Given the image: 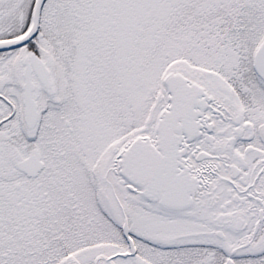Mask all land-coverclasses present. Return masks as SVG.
<instances>
[{
    "label": "snow or ice",
    "instance_id": "snow-or-ice-1",
    "mask_svg": "<svg viewBox=\"0 0 264 264\" xmlns=\"http://www.w3.org/2000/svg\"><path fill=\"white\" fill-rule=\"evenodd\" d=\"M0 264H264V0H0Z\"/></svg>",
    "mask_w": 264,
    "mask_h": 264
}]
</instances>
